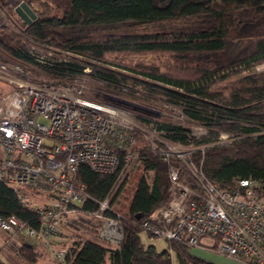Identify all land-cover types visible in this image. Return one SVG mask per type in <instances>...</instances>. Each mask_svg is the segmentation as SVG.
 I'll return each mask as SVG.
<instances>
[{
    "label": "trees",
    "instance_id": "1",
    "mask_svg": "<svg viewBox=\"0 0 264 264\" xmlns=\"http://www.w3.org/2000/svg\"><path fill=\"white\" fill-rule=\"evenodd\" d=\"M21 3L35 13L29 24L15 12ZM0 9L27 43L12 46L0 35V48L10 56L58 78L81 77L87 66L91 76L110 88L177 107L185 118L207 130L205 136L194 139L198 145H207L193 153L203 177L223 190L232 188L237 179H254L261 183L264 196V71L254 70L264 62V0H0ZM233 43L239 51L230 55L228 48ZM35 45L50 46L66 58L53 59L50 65L37 64L27 50ZM122 54H161L165 59L161 58L160 70L159 66L139 68L110 58ZM154 125L169 142L192 143L189 131L181 125ZM220 133L233 140L213 143ZM134 136L136 143L129 151L137 153L136 161L150 176L140 175L136 183L128 216L123 219L122 243L113 248L82 239L75 231L81 224L89 222L92 229L85 233L98 238L100 222L76 213L64 223L73 232L60 231L71 237L64 264H172V254L177 264H214L195 255L193 250L201 248L177 241H169L162 251L141 244L142 219L165 204L170 191L168 164L149 150L140 134ZM126 152H118L120 162L113 174L79 166L77 179L91 197L84 210L93 211L94 200L105 199L117 187L118 192L122 189L126 182L118 177ZM134 167L124 173L130 175ZM191 178L184 171L181 182L194 186ZM0 215H15L33 228L38 226L36 214L25 209L15 191L3 182ZM39 246L4 239L5 252L17 259L14 264L36 263ZM4 258L0 264H12Z\"/></svg>",
    "mask_w": 264,
    "mask_h": 264
},
{
    "label": "built area",
    "instance_id": "2",
    "mask_svg": "<svg viewBox=\"0 0 264 264\" xmlns=\"http://www.w3.org/2000/svg\"><path fill=\"white\" fill-rule=\"evenodd\" d=\"M27 50L37 64L50 65L53 60L41 54L54 52L50 46ZM7 72V65L0 62V78L14 86L0 96V182L38 218L33 228L15 215H0V230L7 241L41 245L64 264L71 240L60 231L66 218L81 213L100 222V240L119 247L124 217L113 207L111 194L94 200L93 211L84 210L91 197L77 172L86 165L96 173L113 174L120 162L118 152L127 151L118 177L126 182L130 175L124 172L141 165L137 153L129 151L138 133L149 150L168 164L170 191L168 201L142 219L141 230L167 242L210 249L241 264H264V196L259 181L240 178L223 190L206 180L193 162V153L207 145L169 142L153 122L137 115L146 111L145 106L125 93L77 83L30 82ZM188 123L190 142L206 135L205 127ZM229 136L220 134L218 140ZM184 171L194 186L181 182ZM205 237L212 238L214 245L206 246Z\"/></svg>",
    "mask_w": 264,
    "mask_h": 264
},
{
    "label": "rangeland",
    "instance_id": "3",
    "mask_svg": "<svg viewBox=\"0 0 264 264\" xmlns=\"http://www.w3.org/2000/svg\"><path fill=\"white\" fill-rule=\"evenodd\" d=\"M1 17L2 18H0V35L4 36V40L6 42H10V44L12 46H15L16 43H18L20 45L27 44L26 42L24 43V40H25L24 36L21 37L19 35V32L17 33V27L12 23V21H10L6 15L5 16L2 15ZM12 35H15L16 37H14L12 41H9V40L7 41V39L12 37ZM27 46L28 45H26L25 47L27 48ZM1 50H3L4 54H2L0 56V62H3L7 65L8 76H16L17 78L24 79V80H27L30 82H45L46 81V82H54V83H59V84L77 83V84L85 85L89 88L107 89V90H113V91L122 93L121 91H117L113 88H110V87L104 85L103 83L99 82L98 80H96L93 76L90 75V73H89L90 69L87 66L83 69V71L85 69H88V71L87 72L84 71V74L81 77L73 78V79L58 78V77H54V76H51V75L45 73L41 69V67L36 65V64L18 60L16 58L10 56V53L5 51L4 49H1ZM237 51H239V48H238V45H236L235 43H233L228 48V52L230 55L237 53ZM49 53H50V55H49ZM41 54H43L45 57L56 59V60H64L66 58L60 52L58 53V51L48 52V53H47V51H42ZM110 58H112L116 61H119L120 63L126 64L128 66L139 65V68L147 67V66H149V67L159 66V68L161 70V58H162V60H164L165 56L161 57V54H143V55L122 54V55H117V56H111ZM15 68H17V71L13 70ZM113 68H116V69H119L121 71L128 73V71L123 70L121 68H117V67H113ZM254 70L257 72L264 71V62H261L260 64H258L254 68ZM13 89H14V86L12 84L8 83L7 80H5L3 78H0V96L10 92ZM125 95L134 97L139 102H141L145 106L144 109L146 111H142V112L138 113L137 115L145 116V117H147L146 119H148L149 121H151L153 123L156 122V123L181 125L182 127H184L187 130L191 127V125L188 123L189 119L185 118L180 113L179 109L175 106L168 105V104H165V103H162V102L150 99V98H146L139 93H135V94L126 93ZM220 134H224V133H220ZM220 134H219L218 138L220 137ZM218 138L215 139V141L213 143L218 141L219 143H215V144H224V143H228V142L233 140L231 138V135L227 138H221L220 140H218ZM191 142L194 146H198V144L195 143V140H192ZM195 152H197V151H195ZM145 174L150 176V172L145 170L143 164H141V165L135 164L133 171L130 173V178H128V180H126V183L124 184L122 189L118 192V187H117V188H115V190L111 194L113 207L115 208V210L117 212H119L124 217V219L128 216V206H129L130 199L132 197V193H133L134 188L136 186V183H137L140 175H145ZM147 180L150 181V177H148ZM68 218H66V219H68ZM63 226H64L65 232H69V233L73 232V228H69L65 224H63ZM89 228L92 229L91 224H89V222H85V223L81 224L79 229H77L75 231L82 239H90L92 241H95V242H98L102 245H105L106 247H112L110 244L100 240L99 238H97L93 234L85 233L86 230H88ZM5 236L6 235L0 230V244L4 242ZM70 238L71 237H68L69 240H71ZM140 239H141V244L144 247L152 245L155 247V249L157 251H162V250L166 249L168 246V242L166 240L158 239L155 237H150L144 231L140 232ZM202 241L206 246H213L214 245V240L212 238L205 237V238H203ZM1 247L5 249L4 246H1ZM201 250L202 249H200V250L195 249V250H193V252L195 253V252H197V251L199 252ZM203 250H206V249H203ZM210 253H208V254L210 255ZM3 255H4V257L7 256L8 259L12 262V264H14L15 261L17 260L14 254L5 253V250H4ZM0 259L3 260L2 254L0 256ZM171 262H172V264H177L173 254L171 255Z\"/></svg>",
    "mask_w": 264,
    "mask_h": 264
},
{
    "label": "crops",
    "instance_id": "4",
    "mask_svg": "<svg viewBox=\"0 0 264 264\" xmlns=\"http://www.w3.org/2000/svg\"><path fill=\"white\" fill-rule=\"evenodd\" d=\"M1 246H4V242L0 244V247ZM1 248H0V256L2 254V257L4 260L3 253H4L5 249L4 248L1 249ZM198 250H200V249H198ZM38 253L39 254L37 256V261L34 264H60L52 257V255L49 253V251L46 248L39 246L38 247ZM208 253H210V251L207 250V252H206V250H201L199 252L198 251L195 252V255H197V256H199V257H201V258H203L209 262H212L214 264H241V263L235 262L231 259L220 256L218 254H215V253L213 254L211 252L212 254L210 253V255H209Z\"/></svg>",
    "mask_w": 264,
    "mask_h": 264
},
{
    "label": "water",
    "instance_id": "5",
    "mask_svg": "<svg viewBox=\"0 0 264 264\" xmlns=\"http://www.w3.org/2000/svg\"><path fill=\"white\" fill-rule=\"evenodd\" d=\"M15 12L26 24H29L32 20L35 19V13L25 3L19 4V6L15 8ZM136 218L140 219L141 215H137Z\"/></svg>",
    "mask_w": 264,
    "mask_h": 264
}]
</instances>
